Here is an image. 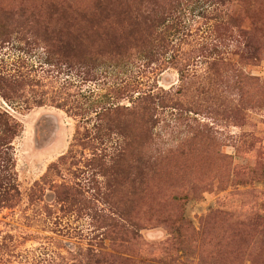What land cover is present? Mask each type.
Masks as SVG:
<instances>
[{"label":"rangeland","instance_id":"obj_1","mask_svg":"<svg viewBox=\"0 0 264 264\" xmlns=\"http://www.w3.org/2000/svg\"><path fill=\"white\" fill-rule=\"evenodd\" d=\"M63 1L0 0V71H14L23 61L25 72L53 83L41 107H10L0 99L24 126L15 143L24 200L15 209L0 210V264H95L100 244L109 246L113 260L121 251L95 229L90 213L67 216L54 200L52 186L62 180L86 189L95 185L91 171L77 180L63 168L54 185L44 186V200L29 202L36 182L75 143L78 125L84 131L94 124L93 115L75 118L50 105L67 79L74 84L68 92L82 90L91 100L107 93L113 101L123 87L177 93L175 108L156 112L150 147L167 158L160 172L148 177L136 217L141 230L127 251L130 264H264V0L225 5L192 0L176 15L174 40L183 65L162 71L156 65L131 67L102 74L93 83L83 82L76 71L46 76L47 67H40L32 14L47 11L52 2L63 7ZM113 139L108 155L124 145L123 139ZM87 157L89 152L82 166ZM174 196L182 198L174 201ZM98 210L108 208L99 202Z\"/></svg>","mask_w":264,"mask_h":264},{"label":"trees","instance_id":"obj_2","mask_svg":"<svg viewBox=\"0 0 264 264\" xmlns=\"http://www.w3.org/2000/svg\"><path fill=\"white\" fill-rule=\"evenodd\" d=\"M206 1L225 5L234 0ZM190 2L192 0H64L63 7L52 2L47 11L32 14L35 27L30 32L36 49L43 55L40 67H47L46 76L53 71L69 74L76 71L83 74V82L92 83L102 74L131 67L156 65L161 71L178 69L183 62L177 57L174 40L178 25L176 15ZM249 9H255V5L249 4ZM60 20L64 21L61 27L56 25ZM231 20L232 17L229 23ZM5 42L7 40L3 44ZM25 67L22 61L14 71H0V99L10 107L44 106L46 97L43 96L53 83L48 82L49 77L44 81L31 71L25 72ZM60 85V92L51 99L50 105L75 118L93 115L94 124L91 128L86 126L84 131L78 125L75 143L58 163L50 165L41 182H36L28 194L29 202L43 201L44 186L54 185L53 180L62 175L63 168L77 180L85 171H91L95 185L90 184L86 189L80 182L62 180L52 186L54 200L67 216L81 217L90 213L95 229L105 239L112 240V247L121 250L113 260L112 253L107 251L109 246L100 244L95 264H130L127 251L141 230L136 217L146 197L148 177L157 175L167 158L150 147L155 138L156 112L159 108H175L177 93H141L123 87L115 90L113 101L112 94L107 93L95 94L96 98L91 100L81 95L82 90L68 92L74 87L70 79ZM123 99L131 104H121ZM23 131L22 121L0 105V210L15 209L24 200L15 153L16 140ZM114 136L123 139L124 145L108 155L107 143L113 141ZM86 152L90 157L85 158L82 166L81 159ZM88 192L91 196L86 195ZM181 198L174 196L172 200ZM99 202L108 210H98ZM44 209L52 214L48 204ZM135 262L146 264L144 260Z\"/></svg>","mask_w":264,"mask_h":264}]
</instances>
